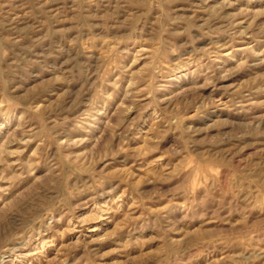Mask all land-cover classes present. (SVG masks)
<instances>
[{
	"label": "rangeland",
	"instance_id": "1",
	"mask_svg": "<svg viewBox=\"0 0 264 264\" xmlns=\"http://www.w3.org/2000/svg\"><path fill=\"white\" fill-rule=\"evenodd\" d=\"M0 264H264V0H0Z\"/></svg>",
	"mask_w": 264,
	"mask_h": 264
}]
</instances>
